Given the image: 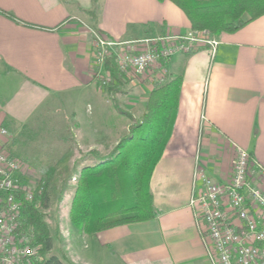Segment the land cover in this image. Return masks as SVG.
Instances as JSON below:
<instances>
[{
	"label": "crops",
	"instance_id": "crops-1",
	"mask_svg": "<svg viewBox=\"0 0 264 264\" xmlns=\"http://www.w3.org/2000/svg\"><path fill=\"white\" fill-rule=\"evenodd\" d=\"M90 28L118 41L184 34L190 24L168 1L0 0V125L9 121L33 136L44 120L36 116L61 107L77 144L73 183L84 166L95 164L83 155L105 156L120 140L121 113L111 100H123L122 107L140 100L142 115L156 86L133 76L106 91L94 72ZM217 39L213 56L202 47L165 65L162 84L176 75L182 84L170 137L149 181L156 217L90 235L96 247L87 248L85 264H97L98 255L113 264H209L189 206L192 176L198 165L225 181L234 146L264 169V16Z\"/></svg>",
	"mask_w": 264,
	"mask_h": 264
},
{
	"label": "built area",
	"instance_id": "built-area-1",
	"mask_svg": "<svg viewBox=\"0 0 264 264\" xmlns=\"http://www.w3.org/2000/svg\"><path fill=\"white\" fill-rule=\"evenodd\" d=\"M92 59L102 86L110 82L105 60L114 58L120 73L159 85L175 55L219 44L206 30L133 40H112L90 28ZM9 132L0 125V264H40L44 257L24 227V209L38 186L29 167L5 150ZM189 206L209 264H264V169L234 146L228 176L216 182L198 167L192 176Z\"/></svg>",
	"mask_w": 264,
	"mask_h": 264
},
{
	"label": "trees",
	"instance_id": "trees-1",
	"mask_svg": "<svg viewBox=\"0 0 264 264\" xmlns=\"http://www.w3.org/2000/svg\"><path fill=\"white\" fill-rule=\"evenodd\" d=\"M171 2L186 17L190 30H206L218 38L233 34L255 19L264 16V0H157ZM97 3V0H95ZM97 6V4H96ZM104 69L110 73V82L102 86L112 91L115 81L128 77L120 73L113 57L105 60ZM182 76H171L164 84L154 86L148 93L139 119L131 118L127 134L105 156L95 152L82 158L95 164L84 166L76 179L71 199L69 219L77 230L96 235L118 226L153 220L154 209L149 181L160 160L171 134L173 117L178 108ZM12 138L7 148L12 156L35 162L30 154L33 136L27 128H13L3 121ZM35 164V163H34ZM39 184L34 200L24 209V227L30 228L32 241L44 257L40 264H63L52 250V236L43 213L50 205V181L53 166L36 167ZM39 207H35L36 203Z\"/></svg>",
	"mask_w": 264,
	"mask_h": 264
},
{
	"label": "rangeland",
	"instance_id": "rangeland-1",
	"mask_svg": "<svg viewBox=\"0 0 264 264\" xmlns=\"http://www.w3.org/2000/svg\"><path fill=\"white\" fill-rule=\"evenodd\" d=\"M122 101L111 100L110 102L111 107L119 106L117 110L121 113V119L116 121L120 128L118 139L127 134L132 117L140 118L143 108V103L140 100L136 102L135 107H122L123 105H119ZM81 111L80 115H83V111ZM68 115L63 112L61 107L53 104L51 107H47L46 112L36 116L44 117V120L39 125V129L32 131L33 141L30 142L32 149L29 152L31 155L33 154L35 164L28 161L32 166H29V178L32 182L39 184L36 167L50 165L55 168L53 179L50 181V205L46 210H43V213L47 215L46 223L53 239L50 254L57 256L63 264H85L89 256L87 248L91 247L92 251L90 252H94L96 241L94 237L74 228L69 219L72 194L76 186V183H73L69 178L72 172L71 165L78 155L75 152L77 145L75 138L70 135V123L66 120ZM34 123L32 120L31 124L34 125ZM124 128L127 130L123 131ZM112 134H114L113 130ZM116 139L114 137V140ZM5 145V150L8 152L7 143ZM35 207H39L38 202ZM96 262L97 264H113L110 258L105 259L101 255H98Z\"/></svg>",
	"mask_w": 264,
	"mask_h": 264
}]
</instances>
